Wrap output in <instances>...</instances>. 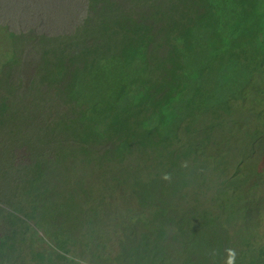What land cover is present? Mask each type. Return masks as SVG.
<instances>
[{
	"label": "trees",
	"instance_id": "obj_1",
	"mask_svg": "<svg viewBox=\"0 0 264 264\" xmlns=\"http://www.w3.org/2000/svg\"><path fill=\"white\" fill-rule=\"evenodd\" d=\"M32 29L9 32L11 43L28 42L38 55L28 90L46 87L57 99L50 121L69 133L63 155L81 191L83 182L108 185L95 177L101 170L120 184L118 168L142 167L134 186L115 184L129 218L142 222L128 248L115 244L118 230L95 236L83 215L91 244L78 248L90 262L70 253L78 241L70 230L59 225L47 237L14 215L1 261L127 264L140 255L141 264H174L167 252H180L170 245L180 234L188 256L175 264H193L192 253L206 264H227L230 253L233 264H264V0H86L70 29ZM9 52L17 64L22 50ZM8 98L0 95V113ZM46 163L35 157L28 180L37 183Z\"/></svg>",
	"mask_w": 264,
	"mask_h": 264
},
{
	"label": "rangeland",
	"instance_id": "obj_2",
	"mask_svg": "<svg viewBox=\"0 0 264 264\" xmlns=\"http://www.w3.org/2000/svg\"><path fill=\"white\" fill-rule=\"evenodd\" d=\"M85 2L86 0H0V95L7 94L9 97V106L0 113V237L6 239L5 234L10 229L15 230V225L11 223L15 220L13 218L18 217L14 215L24 218L34 231L47 237L48 230L51 233V228L58 229L60 225L62 231L70 230V236L75 237L73 240H78L76 245H70V253L75 259L89 261L88 255L83 256L78 248V244H91L86 235L89 229L80 220L83 215L93 218L91 228L94 229L95 236L105 232L104 236L113 238L109 230H118L114 237L115 244L118 242V245L129 248L136 243L140 231L138 222L142 220L129 218L126 194L117 189L115 184L119 187L122 183L123 188L134 186L133 175L140 172L142 167L140 169L135 165V170L131 166L127 174L125 168H118L114 175L119 176L117 180H120V184L113 181L110 171L101 170L99 176L95 177L101 179L104 176L108 185L105 186L103 179L98 184L93 181L83 182L82 185L87 186L88 191H81V180L76 176L77 167L73 166L74 162L69 156L63 155L69 146V133L59 131L50 121L58 113L57 99L46 87L28 90V79L34 71L38 55L28 48V42L22 43L20 39H16L11 43L9 35V32L28 33L31 28L36 34H54L59 33V30H68L85 13ZM10 48L16 52L22 50L17 64L8 63L12 53H7ZM20 84L22 96L17 98L15 88ZM58 152L59 158L53 159ZM35 157L45 158L47 162L42 167V177L37 183L28 180V164L32 168L30 164ZM157 184L154 183L153 186H158ZM140 186L141 189L150 188L144 184ZM111 187L117 193L115 198L111 197ZM167 195L168 193L164 194V197ZM96 201L99 202L98 205L94 204ZM23 204L29 206V209ZM22 205L27 211H23L20 207ZM30 232L36 235L31 229ZM51 237L55 236L51 234ZM183 239L179 234L177 240L170 242L172 247L180 251L175 256L167 252L174 264L176 260L181 261L188 256V251L182 250ZM28 240L32 241L26 234L25 240L21 242L26 251ZM36 241L45 247V251L49 249L47 243ZM188 245L189 248L192 247L190 243ZM6 248L9 252L10 248L5 243L2 250ZM16 254L18 256L19 253ZM198 257L192 253L193 264H206L205 261H199ZM2 260L0 256V263H8L6 258ZM143 260L138 255L125 261L127 264H141ZM180 261L179 264H182ZM13 263L28 264V255L14 258ZM188 264H191L189 260Z\"/></svg>",
	"mask_w": 264,
	"mask_h": 264
},
{
	"label": "clouds",
	"instance_id": "obj_3",
	"mask_svg": "<svg viewBox=\"0 0 264 264\" xmlns=\"http://www.w3.org/2000/svg\"><path fill=\"white\" fill-rule=\"evenodd\" d=\"M227 264H233L232 254H229V258L227 260Z\"/></svg>",
	"mask_w": 264,
	"mask_h": 264
}]
</instances>
